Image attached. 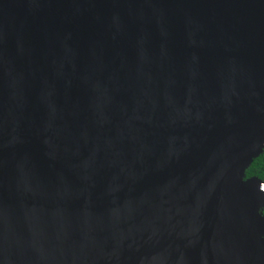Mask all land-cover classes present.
<instances>
[{"label":"water","instance_id":"1","mask_svg":"<svg viewBox=\"0 0 264 264\" xmlns=\"http://www.w3.org/2000/svg\"><path fill=\"white\" fill-rule=\"evenodd\" d=\"M264 0H0V264H264Z\"/></svg>","mask_w":264,"mask_h":264},{"label":"trees","instance_id":"2","mask_svg":"<svg viewBox=\"0 0 264 264\" xmlns=\"http://www.w3.org/2000/svg\"><path fill=\"white\" fill-rule=\"evenodd\" d=\"M256 177L264 185V147L261 153L252 160L248 168L245 170V178ZM264 215V209H262Z\"/></svg>","mask_w":264,"mask_h":264},{"label":"built area","instance_id":"3","mask_svg":"<svg viewBox=\"0 0 264 264\" xmlns=\"http://www.w3.org/2000/svg\"><path fill=\"white\" fill-rule=\"evenodd\" d=\"M262 190H264V185H262Z\"/></svg>","mask_w":264,"mask_h":264}]
</instances>
